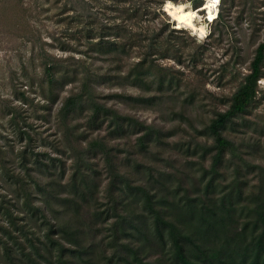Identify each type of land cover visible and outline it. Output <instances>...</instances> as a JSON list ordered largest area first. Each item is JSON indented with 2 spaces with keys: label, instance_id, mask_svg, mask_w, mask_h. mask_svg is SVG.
<instances>
[{
  "label": "rangeland",
  "instance_id": "374dc122",
  "mask_svg": "<svg viewBox=\"0 0 264 264\" xmlns=\"http://www.w3.org/2000/svg\"><path fill=\"white\" fill-rule=\"evenodd\" d=\"M17 1L0 0V204L6 202L17 222L11 227L17 239L7 242L10 251L7 253L0 245V264H63L64 260L68 264H115L123 244L140 250L145 261H152L157 257L153 246L146 244L141 249L134 233L113 240L116 223L126 224L131 219L136 223L140 209L133 204L126 213L118 209V216H108L107 211L118 201L119 194L111 182L116 178L114 184L119 187V174L130 183L145 187L156 198L170 202L200 189V167L208 168L210 163L208 155L201 160V154L211 141L199 132L215 113L227 109L231 96L250 72L255 49L264 41V0H218L216 17L212 19L203 9L209 0L196 4L170 1L196 13L193 23L204 25L201 36L177 28L162 11L164 3L158 7L146 3L156 14L138 20L126 16L129 12L120 15L119 8L129 9L132 3L87 0L80 9L77 5L63 7L62 0H22L20 5ZM135 1L132 0L134 4ZM222 9L221 23L217 15ZM242 9L244 15L237 18ZM121 20L126 30L155 37L154 60L164 68L162 89L155 70L150 74L155 81L143 93L125 79L132 65L143 57L144 49L132 47L122 54H99L88 49L87 37L101 29L104 41L117 40L113 28ZM166 26L177 33L166 29L159 34L158 30ZM120 41L128 45L131 40L121 37ZM170 44L177 50L176 60L164 54ZM45 64L54 66L58 76L52 91L56 97L51 96L54 101L45 99L42 93ZM75 67L92 79L91 87L99 102L119 115L159 130L160 136L142 149L132 127L116 135L106 124L88 127L86 112L61 117L58 111L64 98L80 83L72 82L71 70ZM115 94L119 97H113ZM139 95L148 100L140 103L129 99ZM22 131L28 137L21 135ZM223 134L237 147L235 155H228L221 167V172L226 169L224 177L229 178L233 168H238L247 193L259 191L260 187L264 192V60L254 100L244 114L226 126ZM92 140L100 141L102 150L92 147ZM24 149L60 160L56 165L63 163L66 170L62 180L56 171L46 196L31 192L33 206H41L43 215L28 213L21 195L12 193L3 180L1 166L17 169ZM106 158L113 162V173ZM76 172L89 179L92 192L87 202L78 201L79 221L70 223L73 208L63 205L62 198L71 195L58 186L59 182L68 183ZM122 206L127 205L122 202ZM45 215L50 224H70L69 228L81 229V247L67 243L56 229L49 237ZM6 224L0 213V227L5 228ZM56 241L63 248H77L78 252H65L61 260ZM31 243L35 249L30 248Z\"/></svg>",
  "mask_w": 264,
  "mask_h": 264
},
{
  "label": "trees",
  "instance_id": "16d2710c",
  "mask_svg": "<svg viewBox=\"0 0 264 264\" xmlns=\"http://www.w3.org/2000/svg\"><path fill=\"white\" fill-rule=\"evenodd\" d=\"M110 1L121 5L132 3L129 9L119 8L120 15H126L129 12L126 16L141 20L144 16H154L156 14L155 11L149 9L146 3H152L158 7L163 3L166 6L168 3H172L170 1L177 0H136V4L132 0ZM187 1L192 4L201 3V0ZM241 1L232 0L233 3ZM21 2L22 0L17 1L19 5ZM205 2L206 0H204ZM86 3L87 0H62L63 7L75 8L74 5H77L76 8L83 9ZM222 11L223 9L217 15V20L221 23L223 19ZM242 15H244L243 9L239 11L237 18ZM123 23L121 20L117 24L118 26L113 28L116 31L115 38L117 40L112 41L108 38L104 41L103 29L98 34H90L86 39L88 49L99 54H122L132 47L144 49L143 57L132 65L125 75V79L126 81L130 80L131 86L137 87L143 93L155 81L150 78L151 71L155 70L158 73L157 83L162 89L164 79L161 76V69L164 68L158 66L156 60H154L153 51L157 44L155 37L132 33L131 30H126ZM166 29L168 33H177V30L169 29L166 26V28L158 30L159 34L166 31ZM121 37L131 41L127 45L120 41ZM93 39H97L96 42H92ZM175 49L174 44L168 45L164 51V54L167 55L166 58L172 57L176 60L177 56L174 57V51L177 50ZM263 60L264 41L256 47L253 60L250 63V72L243 78L242 83L231 96L227 109L215 113L209 123L199 132L200 135H205L211 141L210 145L203 148L201 154V160H204L208 155L210 163L208 168L200 167V176L197 183V185H200V189L197 187L196 190L191 191L190 195L170 202L165 198H156L145 187L132 184L119 174H117L119 176L117 177L120 183L119 187L114 184L116 178L111 182V185L113 184V187L118 189L119 194L118 201L110 208V211H107L108 216H110V213L118 216V209L126 213L133 204L140 209V215L136 217V223L132 219L127 221L126 224L124 221L120 223L117 220L118 222L113 230L116 233L118 232V235L113 233V240L132 235L128 232L134 233L138 237L137 241L140 243V248L143 249L147 246L146 244H150L157 256L152 261H145L139 255L140 250L123 244V251L119 250L115 256V264H160L161 262L163 264H264V192H261L262 187L259 191L255 192L253 189L252 193H247L241 183L238 168H233L231 176L227 179L224 177L226 169L221 172L223 163L228 161L227 156L235 155L237 149L235 144L223 132L232 120L246 112L254 100L257 81L261 77ZM79 68L75 67L71 70L72 82L78 81L80 83L74 91L64 98L58 111L61 117H67L70 113L77 111L86 112L88 127L100 128L106 124L111 134L117 133L116 135L132 127L134 129L133 133L138 135L137 142L142 149H146L149 143L160 136L159 130L129 117L119 115L114 109L99 102L91 87L92 79L87 74L79 73ZM56 73L54 66L45 64L43 68L44 77L42 78L45 89H42V93L45 99L48 98L52 101L56 97L52 92L58 82ZM51 96H54L53 99ZM113 97L119 96L115 94ZM129 99L142 103L147 98L139 95ZM149 100L152 101V99ZM21 135L28 137L25 131H22ZM89 144L102 150V145L98 140H92ZM103 152L105 151L103 150ZM19 159V166L16 167L18 170L6 168L5 165L1 166L3 180L5 183L7 182L8 189L12 193L21 195L28 213L33 216L37 213L43 215L44 212H42L43 208L41 206H33L31 192L42 194L43 197L46 196L51 186V178H56V171L59 170V180L65 178L64 164L56 165L61 161L47 154L34 153L33 150L26 149L21 151ZM106 162L108 169L113 173V162L107 158ZM88 180L83 174L76 172L68 179V183L59 182L58 187L67 191V195H71L62 198L63 205L73 208V214L69 218L70 223L79 221L81 204L78 201L87 202L91 198L90 193L92 190ZM69 187L72 190H68ZM122 202L127 205L126 208H123ZM45 204L48 205L47 202H44ZM0 209V213L4 215L7 223L5 228L0 227L3 233L0 234V245H3L8 253L10 251L7 243L8 239H12L14 242L17 239V235L12 234V228L16 226L17 222L6 202H1ZM43 220L50 231V233L48 232L49 237L53 235L56 229V232L60 233V237L67 243L78 249L81 247L79 241L81 229L69 228L71 227L70 224L66 226L50 224L46 215ZM124 224L125 226H123ZM18 230L21 231V229ZM56 242L59 246L58 257L61 260L65 252H78L77 248L65 249L63 246L61 247L58 241ZM30 248L35 249L32 243ZM63 264L68 263L64 260Z\"/></svg>",
  "mask_w": 264,
  "mask_h": 264
},
{
  "label": "bare ground",
  "instance_id": "6f19581e",
  "mask_svg": "<svg viewBox=\"0 0 264 264\" xmlns=\"http://www.w3.org/2000/svg\"><path fill=\"white\" fill-rule=\"evenodd\" d=\"M217 1L218 0H209L206 4L203 5V9L207 10V17L209 19H212L215 15V5ZM164 8L170 15L173 24H175L177 28L192 30L195 34L199 36H201L204 32V25H195L193 23V19L196 14L193 10L185 9L183 5L173 3H168L166 6L164 5Z\"/></svg>",
  "mask_w": 264,
  "mask_h": 264
},
{
  "label": "water",
  "instance_id": "95a60500",
  "mask_svg": "<svg viewBox=\"0 0 264 264\" xmlns=\"http://www.w3.org/2000/svg\"><path fill=\"white\" fill-rule=\"evenodd\" d=\"M203 10V9H202ZM163 12H165L169 17H170V15L167 13V11L165 10V8H164V5H163V10H162Z\"/></svg>",
  "mask_w": 264,
  "mask_h": 264
}]
</instances>
